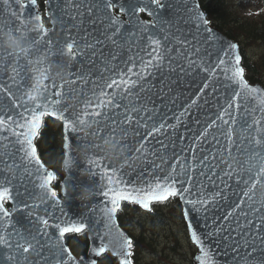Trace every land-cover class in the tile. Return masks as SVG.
Masks as SVG:
<instances>
[{"label": "snow or ice", "instance_id": "snow-or-ice-1", "mask_svg": "<svg viewBox=\"0 0 264 264\" xmlns=\"http://www.w3.org/2000/svg\"><path fill=\"white\" fill-rule=\"evenodd\" d=\"M35 4L36 0H0V33L18 35L24 43L19 52L0 43V55L6 57L0 66V130L9 133L3 136L0 132V141L7 142L0 147L11 149L0 152V165L9 166L4 160L7 156L14 169L13 175L0 172V264H77L62 239L65 233L85 230L86 224L77 221L64 226L66 221L57 215L62 202L51 187L57 177L45 168L34 144L44 117L63 121L66 149L77 127L88 124L89 131L80 139L90 149L100 151V141L110 137L118 138L129 157L142 150L135 169L137 181L125 171L132 167L131 160L116 167L112 161L106 163L103 154L89 159L106 181L105 205L100 209L106 229L115 226L122 201L151 211L154 202L179 197L184 219L202 216L210 229L198 234L193 224H188L191 239L199 246V264H264V200L256 199L257 187L264 182V90L248 84L239 55L228 61L230 67L220 80L212 57L224 51L223 47L213 49L222 42L207 27L209 22L195 0H55L54 4L49 0V14L54 25L60 24L66 44L50 39L54 29H47L41 17L33 15ZM141 13H147L151 22L142 20ZM57 45L64 51L58 52ZM236 48L229 45L226 55L235 53ZM33 54H37L39 67L31 68L36 75L29 82ZM64 54L72 64L67 79L58 85L44 65L58 63L55 57ZM217 59L221 66L226 63ZM77 64L79 69L73 70ZM202 82L196 99L181 90H191ZM221 89L222 97L217 95ZM93 99L98 103L93 104ZM77 101L83 107H78ZM213 107L218 111L215 119L208 115ZM180 108L179 114L171 117L176 122L169 123L168 112ZM189 121L196 125L193 131L199 132L191 140ZM237 129L240 135L234 138ZM89 137L96 142L90 143ZM185 141L191 158L185 153ZM212 141L220 153L225 148L222 141L227 142L235 167L229 164L227 171L221 172L214 162L216 152L213 159L198 156ZM233 149L237 155L246 153V159H236ZM69 162L76 165L66 152L65 163ZM33 176L47 198L40 205L25 200L31 199ZM144 176L149 179L143 180ZM139 181L143 183L138 186ZM78 187L66 183L65 197ZM90 189L92 196L98 195ZM6 200L15 205L11 212L4 207ZM29 207L42 209L44 215H25ZM21 216L24 222H19ZM86 219L91 227L92 218ZM95 227L99 235L100 223ZM118 238L113 255L119 256V264H133V241L119 231ZM100 239L101 246L92 249L96 255L108 247L103 244L104 236Z\"/></svg>", "mask_w": 264, "mask_h": 264}, {"label": "water", "instance_id": "water-1", "mask_svg": "<svg viewBox=\"0 0 264 264\" xmlns=\"http://www.w3.org/2000/svg\"><path fill=\"white\" fill-rule=\"evenodd\" d=\"M21 2H24V0H21ZM37 2V0H36ZM53 4L55 3V0H52ZM195 4L198 6L199 11L202 12L204 14V18L208 20V18L206 17V14L204 12V10L202 9V7L200 6L198 0H195ZM63 6V5H61ZM44 14L42 11H39L36 8V4L32 7L31 11L33 13V15H39L41 17V20L43 22V17H47L49 19V25H45V27L47 29H54L53 31L50 32V39L52 41H56L57 39H59L61 42H63L64 44L67 43V41L64 40V35L65 33L62 32L61 30V26L59 23H56L55 25L53 24V17L50 16L49 14V8H50V4H49V0H45V7H44ZM17 11H19V8H17ZM115 14L116 15H120L119 13V9H115ZM140 18L146 22H151V17H149L147 15V13H141L139 14ZM123 19L126 21L127 17H123ZM209 22V20H208ZM44 23V22H43ZM28 27L32 28L33 24L32 23H28ZM208 28H210L212 30V33L219 38V41H221V44H214L213 45V49L215 48H220L223 47L224 51H220L218 52L216 55H213L212 57V64L214 67H216V74L219 75L220 80L223 81L224 76L223 73L226 69H228L230 67V64L228 63L229 60H233L235 55H239L240 56V51H239V45L238 43L233 40L232 38H230L229 36H227L225 33H223L221 30H219L216 26L210 24V22L207 25ZM65 29H67V25L65 26ZM35 35V33H34ZM231 44H235L237 45V48L235 50V53H232L230 55H226V53L228 52V46ZM46 47V45H45ZM56 50L58 52H63L64 49L62 47H60L59 45H57ZM41 51H43V48L41 49ZM217 56L220 58L225 59L226 63L224 65H219V60L217 59ZM241 58V57H240ZM6 59V57H3L2 55H0V66H2V62ZM33 63L28 65V70H29V76H30V80L29 82H31V77L33 75H36V73H31V68L32 67H39V65L36 63L37 61V54H33V56L31 57ZM56 61L58 63L56 64H46L44 65L45 68H49L50 72L52 74V76L54 77V72L55 71H62L63 72V79H56L57 84L59 85L61 83L62 80L67 79L66 73L68 71V66L70 64H72V60L69 56H67L66 54L64 55H57L55 57ZM24 63H27L26 61ZM240 66H241V59H240ZM80 67V65H75L73 70H78ZM242 67V66H241ZM11 64H9V75H11ZM207 75V74H206ZM5 79H7V77H5ZM246 79V77H245ZM246 81L248 82V84L252 87H257L260 88L262 90H264V86L259 83V82H250L246 79ZM206 82V81H205ZM48 83H51V80L48 81ZM203 87V82L199 84V86H194L191 90H185L183 87H181V90L185 91L186 96H190L192 99H196L197 95L199 94V89ZM208 92H210L211 90H207ZM222 93H223V89H221L219 92H217V95L222 97ZM5 96L7 95V93L4 94ZM76 99V95L73 94V100ZM93 104L98 103V101L93 99ZM190 103V100L188 101ZM4 104H8L9 100H4L3 101ZM68 103H72V101H68ZM224 100L223 98H221L220 100V104H223ZM77 105L78 107H83V105H80L79 102L77 101ZM211 107V106H210ZM182 110V108L180 109H172L171 111L168 112V117L169 123H175L176 121L174 119H171V117L176 116L179 114V112ZM208 115L212 118L215 119L216 116L218 115V111L215 107L212 108V111L208 113ZM54 118V117H52ZM201 118H203V116H201ZM55 119V118H54ZM188 118L185 117V120H187ZM59 121V120H58ZM62 125V131H63V158H62V173L59 175V194L57 195V198L59 200H61L62 202V208L57 209V215L60 218V220H65L66 224L64 226H68L71 223H75L77 221H83L86 224V228L85 231L87 234V238H88V242H89V247H88V251L85 255H81V256H76L74 255L70 249L68 248L67 244L65 243V238L63 237L62 239V243L63 246L66 247L73 255V257H75V260L77 262V264H79V262L81 260L86 261L87 264H92V261L95 260L96 264H97V258L100 257L102 254L108 253L110 256L114 257L115 259V264H119V256L113 255V252L115 251V249L118 246L119 243V238H118V231L119 232H123L125 236H127L129 239H131L130 235L128 234V232L123 229L120 224L118 223L117 220V213H116V217H115V226L109 231L108 229H106L104 227V224L102 222V213L100 211V209L105 205V198L103 196V192L105 190L106 187V181L103 180L100 176L99 171H97L96 169L92 168V166L89 163V159L90 158H94L97 156L102 155V153L98 150H93L90 149L87 144L81 140L80 138L83 137L85 135V133L82 132H77L74 134H71L67 143L70 145L69 148H65L64 145L66 143L65 141V131H64V124L63 121H59ZM211 122V120H209V123ZM207 125H205L206 127ZM196 128L195 124H192L189 121V126L187 129V133H188V139L191 140L193 135H199V132H194L193 129ZM89 131V129L87 130V132ZM225 131H227V129H225ZM0 132H2L3 136H8V131L5 130H0ZM181 134H184L185 129L183 127H181L180 129ZM240 135L239 130L237 129L234 132V138L238 137ZM141 140L143 139L142 137L140 138ZM211 140V137L209 138ZM88 141L90 143H95L96 141L92 138L89 137ZM101 142V141H100ZM7 142L5 141H0V145L6 144ZM194 143V141H193ZM222 143H224L225 148L223 153H220L218 151H216L215 149V141H212L211 143H207L204 145V148H202L200 150V152L198 153V156L203 159L204 157H207L209 159H213V153L216 152L215 157H214V162L216 163V165L219 167L221 172H225L228 169V165L229 164H233V166L235 167V163L233 161V159L231 157H229V149L227 148V142L226 141H222ZM188 141H185V153L188 155L189 158H191V150L187 147ZM139 143H137L135 145V147H138ZM10 148H3L0 147V152L2 151H10ZM176 151L179 153L180 152V146H179V142H177V149ZM68 152L76 161V165L74 167H71L70 169H68L67 171L64 170L63 168V161L65 159V153ZM135 152L132 153V155ZM38 154V153H37ZM180 155H184V153H180ZM232 155L234 157H236V159L243 161L244 159H246V153H240L239 155H237V153L235 152V150H232ZM4 160L7 161L9 166H3L0 165V172H4L7 175H13L14 173V169H12L10 167L12 161L8 160L7 156L4 157ZM18 162V161H17ZM41 162L45 165V168L49 171H52L42 160ZM107 163V160L105 161ZM113 162V161H112ZM114 165L116 167H120V163L118 162H113ZM140 163L139 162H133L132 167L130 168H126L125 171L128 172L130 174V177L132 180L137 181L139 180V173L135 170L136 169V165H138ZM157 164H160V160L157 159L156 160ZM170 167V165H169ZM164 173L166 174L168 169L165 168L163 169ZM53 172V171H52ZM95 172V176L92 175V173ZM149 177L148 176H144L143 180H148ZM30 183L33 185V190L31 191V199H28L27 197H25V200L28 204H36V205H40L41 201H46V197H41L39 195V188L36 187L39 184V180L33 176ZM66 183H70L73 186H79L77 188V190L75 191H71L70 195L68 197H65V192H64V188ZM143 181H139V184H142ZM83 186H87L89 188H93L98 195L96 196H91L90 199L88 200H80L78 199V194L81 190V188ZM235 186V178H233V187ZM52 187V185H51ZM20 191L22 192L23 189L21 188ZM180 204H181V211H182V216H183V212H184V205L181 202V200L179 199V197H177ZM8 205H6L4 203V207L9 210L11 212L12 208L15 206L13 204L12 201L10 200H6ZM122 202H128V201H122ZM237 203H239V201H236ZM137 206H139L138 204H136ZM140 207V206H139ZM141 209H143L142 207H140ZM146 210V209H143ZM61 212L63 213V215H61ZM29 214H34L36 216H43V211L41 210H37L34 208L29 207L27 213H25V215H29ZM212 213H209V216H211ZM91 217L92 218V225L91 227H88V221L86 218ZM184 219V216H183ZM185 224H186V229H187V233H188V237L191 241V243L196 247L197 251L194 254V260H195V264H199V261L196 259L197 256L200 255L199 252V246L197 244H195L193 242V240L191 239V234L189 231V227L188 224L191 223L194 226V230H196L198 232V234H203L206 231H209L210 229L205 227V223H204V218L202 216H198V215H193L192 219L190 220H185ZM19 222H24V218L21 216L19 217ZM100 223V228H99V235H97V229L95 227V225L97 223ZM51 223V221H50ZM209 225L211 224V219H209L208 221ZM82 232V231H81ZM69 233V232H68ZM74 233H78V232H74ZM105 233H108L107 235H105ZM67 234V233H65ZM57 237L59 236V232L57 230L56 232ZM65 236V235H64ZM100 236H104L103 239V244L107 245V250L104 253H101L100 255H96L92 249L93 248H99L101 246V239ZM214 249V245H211ZM54 264V262H53Z\"/></svg>", "mask_w": 264, "mask_h": 264}, {"label": "trees", "instance_id": "trees-1", "mask_svg": "<svg viewBox=\"0 0 264 264\" xmlns=\"http://www.w3.org/2000/svg\"><path fill=\"white\" fill-rule=\"evenodd\" d=\"M44 1L37 0L36 6L38 10L44 9ZM198 2L210 24L216 26L238 43L241 66L245 70L244 75L246 79L250 82H259L264 86V0H198ZM243 4L259 6L260 10L254 14H246L242 9ZM45 21L47 22L48 20L45 19ZM250 44L252 45L246 48ZM34 144L37 146V153L41 160L57 177L52 182V187L58 194L59 175L62 173L63 158V131L61 123L52 117H44L40 135L35 139ZM5 204H8L7 201H5ZM168 204L173 205L175 212L178 211L181 215V206L176 197L169 198L166 202H154L151 206ZM126 206H130L133 211L146 214V217L152 219V223L166 222L167 213L162 210L144 212L137 205L129 202H122L120 210L117 212L118 223L128 232L133 241V264H155L152 260H142L144 250L152 251L149 248L152 247V243L148 241L151 235H146L144 230L146 221L137 223V233L132 231L133 222L128 219V216L132 218L133 216L130 210L126 212ZM179 219L183 221L182 215ZM64 238L73 254L76 256L86 254L89 242L85 231L78 233L69 232L65 234ZM151 238L152 241H155L153 246L157 247L156 240L154 237ZM142 244L146 246V249L141 248ZM101 260H103V264H115L114 258L108 254H104Z\"/></svg>", "mask_w": 264, "mask_h": 264}, {"label": "rangeland", "instance_id": "rangeland-1", "mask_svg": "<svg viewBox=\"0 0 264 264\" xmlns=\"http://www.w3.org/2000/svg\"><path fill=\"white\" fill-rule=\"evenodd\" d=\"M242 9L246 14H254L260 10V7L252 4H243ZM251 45H247L246 48ZM129 210L133 216V218L128 216V219L133 222L131 230L137 233V223L146 221L144 225L145 234L151 235L157 242V247L153 246L155 241H152L151 237L148 238V241L152 243V247H149L152 251L144 250L142 260H152L155 264H195L194 254L196 247L191 243L186 225L179 219L181 215L178 211L175 212L173 205L151 206L152 211H166V222L152 223V219L146 217V214L133 211L130 206H126V212H129ZM141 248L146 249V246L142 244ZM105 262L107 263V261Z\"/></svg>", "mask_w": 264, "mask_h": 264}, {"label": "clouds", "instance_id": "clouds-1", "mask_svg": "<svg viewBox=\"0 0 264 264\" xmlns=\"http://www.w3.org/2000/svg\"><path fill=\"white\" fill-rule=\"evenodd\" d=\"M0 43H2L6 48H8L12 52H19L23 49L24 43L20 36L13 35L11 33H0ZM54 77L56 79H63V72L62 71H55ZM89 128L88 124L84 126L77 127L78 132L86 133ZM118 139V138H117ZM117 139L112 138H105L100 142V151L103 154V157L106 160L118 162L120 164H127L131 160L132 162H139L142 150L140 152H135L132 157L126 155V149L120 146L117 142ZM70 160V158H68ZM72 167L71 163H65V159L63 161V168L65 171ZM39 195L41 197L45 196L43 190L39 189ZM92 196V190L87 187L83 186L78 194V199L80 200H88ZM256 199L257 200H264V182L260 183L257 187L256 191Z\"/></svg>", "mask_w": 264, "mask_h": 264}, {"label": "bare ground", "instance_id": "bare-ground-1", "mask_svg": "<svg viewBox=\"0 0 264 264\" xmlns=\"http://www.w3.org/2000/svg\"><path fill=\"white\" fill-rule=\"evenodd\" d=\"M35 141V140H34Z\"/></svg>", "mask_w": 264, "mask_h": 264}]
</instances>
